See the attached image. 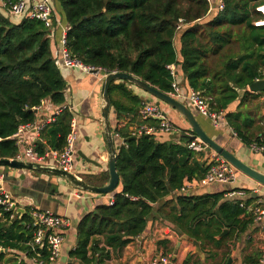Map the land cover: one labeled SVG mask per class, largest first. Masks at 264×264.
<instances>
[{"label":"trees","instance_id":"obj_1","mask_svg":"<svg viewBox=\"0 0 264 264\" xmlns=\"http://www.w3.org/2000/svg\"><path fill=\"white\" fill-rule=\"evenodd\" d=\"M222 2L224 10L217 12H210L206 0H54V7L67 27L66 49L72 58L108 73L134 75L165 93L173 90L169 67L175 66L210 110L224 115L239 139L250 147L264 145V125L256 126L254 118L242 111L250 96L247 88L264 79V26L255 25L263 18L257 8L264 0ZM180 20L183 28L178 33ZM49 34L40 20L14 21L0 3V160L19 153L15 135L21 126L34 123L36 108L47 100L55 106L65 102L67 85ZM115 91L134 107L114 101ZM111 99L119 116L137 115L141 99L126 87L112 84ZM237 101L238 110L229 112ZM71 122L64 111L42 132L46 145L63 150ZM114 132L126 142L117 154L120 184L114 203L97 207L80 221L71 259L110 264L111 250L122 251L140 237L153 217L169 221L178 233L199 241L203 250L206 245L220 249L225 239L237 238L250 226L248 211L240 202L225 200V193L205 197L180 193L185 179L202 178L208 169L198 159L203 153L187 148L189 136L183 134L182 143L176 144L158 142L156 135L134 136L121 124ZM36 148L44 153L40 144ZM93 179L88 183L101 187L109 172ZM11 214L0 207V264L8 263L1 249L33 256L26 245L32 238L29 213L13 221ZM226 228L229 234L218 240ZM216 257V252L207 254V260ZM193 259L188 256L185 264H201Z\"/></svg>","mask_w":264,"mask_h":264},{"label":"crops","instance_id":"obj_2","mask_svg":"<svg viewBox=\"0 0 264 264\" xmlns=\"http://www.w3.org/2000/svg\"><path fill=\"white\" fill-rule=\"evenodd\" d=\"M52 2L53 5H55L54 0H52ZM220 2H222V0H214V4L212 5L213 8H217ZM214 12H217L216 9ZM14 21L19 22L15 19ZM56 22V31L53 34L50 32L49 36L51 38V47L54 56L59 58V53L63 48V30L67 29V27L61 22L59 14H57ZM60 72L67 85L65 91V102L63 105L55 106L47 100L40 106L38 112H35L36 119L33 124H35V127H40L45 124V127L40 132L35 131V129H31L30 131L18 136V141L21 144L19 145V149L21 151L25 147H37V145L40 144L44 147V151L48 150L50 147L47 146L46 142L42 139V132L54 123L64 112L63 111L61 114L55 116V112L58 107H62L64 105L71 106L74 111L69 112L68 110H65V112L71 115V126L73 122L76 124L77 139L74 144L75 154L73 156L72 173L88 183L89 180L94 181V177L105 175L108 172L109 151L103 126L100 122V93L104 80V74H87L79 69H70L63 65L62 60L60 63ZM177 74L179 76L178 78L183 92H188L191 88H189L188 84L185 82L183 73L179 70V68L177 70ZM120 83L121 82L118 81L113 84L119 86ZM182 83H184V85ZM125 87L130 90L134 96H138L141 99L140 107L137 108V115L123 112L120 116L112 107L110 115L111 125L114 131L118 125L121 124L135 136L137 135L136 131L140 126L144 124H156L157 121L149 120L145 122L139 116V111L143 103L148 102L152 97L148 93L130 84H126ZM246 91L250 93V96L246 107L242 109V111L246 115L248 114L254 118L256 126H263L264 92L253 93L249 87ZM243 94L244 92H242V95ZM112 98L114 101L119 102L126 108L134 107L133 104L127 98L123 97L118 91H115L112 94ZM255 101H259V104L251 109L249 104L254 103ZM238 106L239 101L231 105L228 111L236 112L238 110ZM190 107L191 109L193 108L192 106ZM161 108L167 114L170 122L176 127V131L157 134L156 140L158 142H171L179 144L182 143L183 134L189 136L190 141L194 139V133L192 132L189 124L178 112L167 110L162 106ZM192 110L196 113L198 121L204 131L210 137L243 162L264 173V153L256 152L250 146H247L237 137V134H235L229 127L226 120L225 124H221L216 127L210 118L199 114L194 108ZM53 116H55L54 121L50 124L47 123L48 120L53 118ZM114 135L116 145L121 146L126 144V142L119 135H116L115 132ZM202 153L203 156H199L198 159L205 162L208 168L212 150H207ZM82 154L85 157H83ZM52 163L54 164L51 160L44 162L45 165H50ZM11 177H13L12 181L10 179H5L4 181H0V185L3 189L11 192L14 197V201L17 204V212L24 215L36 208L39 210L51 211L69 220V227L63 231L64 241L61 257L54 264H81L79 261H75L70 257V253L76 249L78 244L77 227L80 221L86 215L93 213L97 207L101 205H112L111 199H114L115 193L110 195H99L73 189L68 186L61 187L58 191H56V189L50 184L53 177L42 174L41 176L33 175L31 172L27 171L12 172L10 173V178ZM203 177L193 178L191 180L185 179L183 186L190 182L192 187L189 189V192L185 194L180 193L183 195H190L191 197H205L207 195L220 193H225L226 196V194L230 191H249L256 187L264 191L263 186L256 183L241 172H238L237 180L229 184L215 183L204 185L199 182L203 179ZM252 198L255 199L256 195L253 194ZM224 199L227 200L225 197ZM250 201L251 199L248 200V203ZM249 214V220L253 221L246 231L239 234L237 238L231 237L225 239L222 247L218 250L213 249L209 245L205 246V250L201 247L204 258L197 252L195 244L190 240L185 239L184 236L187 235L178 233L169 221L159 217H153L149 221L146 231L140 237L134 239L122 251L114 252L111 250L110 264H150L155 258L160 256H169L171 262L170 264H185V260L191 255L194 256V262H198L200 259L201 264H227L229 259L232 260L231 264H251V262H258V264H262V261L264 260V220L256 221L255 216L248 211V215ZM225 230H227V233L222 236ZM229 232L230 230L228 228L224 229L217 239H223L229 234ZM96 239L99 238H95L94 240ZM100 239L102 246L104 244V239ZM2 250L3 253L6 254V259L9 255L12 257L11 261L7 260V264H33L29 260L26 252L12 249H1V252ZM210 252H216L217 257L215 259L207 260V254ZM229 252H231V256L228 258L227 255Z\"/></svg>","mask_w":264,"mask_h":264},{"label":"built area","instance_id":"obj_3","mask_svg":"<svg viewBox=\"0 0 264 264\" xmlns=\"http://www.w3.org/2000/svg\"><path fill=\"white\" fill-rule=\"evenodd\" d=\"M210 5V12L214 11H223L224 4L220 2L217 8H213V0H206ZM2 8L6 14L17 21L22 19H36L44 22L47 28H49L51 34L56 31V10L53 5L52 0H0ZM257 11L260 12L263 16L262 19L255 22L257 27L264 26V5L259 6ZM57 23V22H56ZM183 28V21L180 20V24L177 26L178 33ZM66 33L67 29L63 30L62 38V50L59 53V65L62 63L65 67L70 69H79L87 74H99L103 73L104 77L109 73L93 66H88L83 64L81 61L72 58L66 49ZM171 74L174 77L172 84L171 94L177 100L192 106L199 114L210 118L214 125L218 127L221 124H225V117L222 113H214L210 110L209 104L207 101L200 95V93L194 91L193 89L188 90L184 93L181 88L180 83L177 81V70L175 66H170ZM40 107L36 108L35 111L38 112ZM191 108V107H190ZM68 110L73 112V107L71 106H62L58 107L55 116L61 114L63 111ZM48 120L47 123H52L54 117ZM139 116L145 122L149 120H156V124H144L138 128L136 134L141 135H157L160 133H169L176 131V127L168 119L167 114L162 110L161 106H158L155 102H145L140 108ZM45 124L42 126L35 127V124L23 125L19 128L18 132L15 135L17 139L18 146L21 145L18 141V136L21 134L35 129V131L40 132L44 129ZM77 139L76 133V124L72 123L71 132L67 137V143L62 151H56L51 148L45 150L44 153L37 151L35 146H28L23 148L15 158L10 160H17L20 162H29L34 164L45 165L44 162L51 160L54 162V165L61 168L67 172H73V156L75 154L74 144ZM187 148L193 150L197 153H202L207 150H212L208 147L200 138L192 139L188 144ZM251 148L260 153H264V145H252ZM238 170L235 169L225 158L212 150L210 155V163L208 170L204 175L203 179L199 181L201 184L209 185L215 183L229 184L233 183L238 178ZM5 180L4 169L0 168V181ZM192 187L191 183H186L181 188V193L189 192V189ZM253 194L256 195V198L253 199ZM225 198L230 201L240 202V207L251 212L256 221L264 220V191L256 187L249 191L247 190H234L226 194ZM251 201L248 203V200ZM114 203V199H111V204ZM0 207L5 212L12 213L10 216V221L15 220L17 215L20 213L17 212V204L14 201V197L11 192L6 189H3L0 185ZM30 223L27 225V228L32 232L31 240L26 243L27 247L33 253L32 257H29V260L33 264H54L61 257V251L63 246V231L69 227V220L63 216L55 214L48 210H39L32 209L29 212ZM169 256H160L155 258L150 264H170ZM264 264V260L262 261Z\"/></svg>","mask_w":264,"mask_h":264},{"label":"water","instance_id":"obj_4","mask_svg":"<svg viewBox=\"0 0 264 264\" xmlns=\"http://www.w3.org/2000/svg\"><path fill=\"white\" fill-rule=\"evenodd\" d=\"M120 81V86L125 87L126 84H130L146 93H148L152 98L149 102H155L158 106L162 104L168 105L178 112L189 124L192 132L194 133V139L200 138L209 148L225 158L235 169H237L242 174L246 175L256 183L264 187V173L257 170L233 153L228 151L225 147L217 143L212 137H210L202 128L198 121L196 113L186 104L174 98L171 94L165 93L158 88L150 85L149 83L143 81L142 79L122 72L109 73L104 77L100 100H101V124L103 126V131L106 137L107 147L109 151V162H108V172L109 180L106 184L101 187H96L88 184L85 180L79 178L72 172H67L61 168L54 165H40L29 162H20L17 160H0V168L4 169L5 179L13 180L10 178V173L15 170L31 172L33 175H47L53 177L50 184L59 190L61 187H71L73 189H78L81 191H86L90 193H95L99 195H110L115 193L120 184V176L117 171V154L120 146L116 145L114 131L111 125L110 115L112 112V99H111V86L113 83ZM249 89L253 93H263L264 92V80H258L249 86ZM150 137V135H147ZM83 157H85L82 154ZM227 233L225 230L222 234ZM185 239L190 240L197 247V252L204 258V254L201 251L200 243L196 240H192L188 236H184ZM3 253V250H2ZM232 260L229 259L227 264H231Z\"/></svg>","mask_w":264,"mask_h":264},{"label":"rangeland","instance_id":"obj_5","mask_svg":"<svg viewBox=\"0 0 264 264\" xmlns=\"http://www.w3.org/2000/svg\"><path fill=\"white\" fill-rule=\"evenodd\" d=\"M214 4V0H213V2H212V5ZM179 77V76H178ZM177 77V81L180 83V81H179V78ZM183 85H184V83H182ZM257 104H259V101H255L254 103H250L249 104V106L251 107V109L254 107V106H257ZM162 107L163 108H166L167 110H173V111H175L173 108H171L170 106H168V105H165V104H162ZM193 109V108H192ZM257 109H259V108H257ZM18 170H15L14 172H17ZM11 256L9 255L8 256V258H7V260H10L11 261ZM13 264V263H12Z\"/></svg>","mask_w":264,"mask_h":264}]
</instances>
